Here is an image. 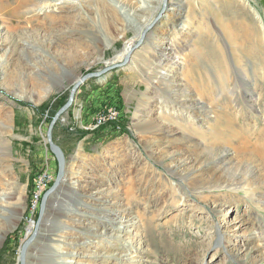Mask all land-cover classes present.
Here are the masks:
<instances>
[{
    "label": "rangeland",
    "instance_id": "1",
    "mask_svg": "<svg viewBox=\"0 0 264 264\" xmlns=\"http://www.w3.org/2000/svg\"><path fill=\"white\" fill-rule=\"evenodd\" d=\"M0 264H264V0H0Z\"/></svg>",
    "mask_w": 264,
    "mask_h": 264
},
{
    "label": "water",
    "instance_id": "2",
    "mask_svg": "<svg viewBox=\"0 0 264 264\" xmlns=\"http://www.w3.org/2000/svg\"><path fill=\"white\" fill-rule=\"evenodd\" d=\"M163 10H164V7H163L162 11ZM159 16H160V14H159ZM146 31H147V29L143 31V33L141 34L139 40L136 42V44H135L133 49L139 48L143 44V39L145 37ZM130 55H131L130 53L127 55V57L124 59L122 64L119 63V64H113V65H110V66H106V67H104V68H102V69H100L98 71L87 73V74L83 75L82 77H80L79 79H77L74 82V84L72 85V87H71V89L69 91L67 101L65 102V104L61 108H59L56 111V113L52 117V119H51V121H50V123L48 125L47 131H46V142H47V144L49 146L50 151L53 153V155H54V157L56 159L57 171H56V175H55V178L53 180V183L43 193V195L41 197L40 206H39L40 208H39V213H38L39 216L37 218L36 225L39 222L40 217L42 216V211H43L42 208H43V205L45 203V200L47 199V196L50 195L51 193L55 192L58 189L59 185L64 180V176H65V164H66L65 156H64L62 150L60 149V147L58 145H56L53 142V140H52V132H53V128L55 126V123L57 122V120H58V118L60 116H62L64 113H66L69 110V108H70V106L72 104L75 92H76L78 86L82 82H84L86 79H88L90 77H96V76L103 75L107 71L125 64L126 62H128ZM34 235H35V229H34V231H32L31 236L27 240H25L20 246V253L19 254H20V259H21L20 261L21 262L23 261L22 258H23L26 246L28 245L30 240L34 237Z\"/></svg>",
    "mask_w": 264,
    "mask_h": 264
},
{
    "label": "built area",
    "instance_id": "3",
    "mask_svg": "<svg viewBox=\"0 0 264 264\" xmlns=\"http://www.w3.org/2000/svg\"><path fill=\"white\" fill-rule=\"evenodd\" d=\"M79 110L78 112H76L77 115L79 114ZM119 118H120L119 109L111 105L109 107H104L103 109L99 110L97 114L95 115V117L93 118V123L91 125H87V126L81 125V127L87 130V129H94L96 127H99L105 124H114V125L116 124L117 125ZM62 120H64V118H62ZM74 123L69 124L70 129H73L74 126H76ZM115 128H120V127L117 125L115 126ZM52 180H53V177L47 171L37 174L36 177L34 178L33 187L30 192L28 214L26 216L28 224L29 222L34 221L33 215L39 209L41 197L43 193L47 190Z\"/></svg>",
    "mask_w": 264,
    "mask_h": 264
},
{
    "label": "bare ground",
    "instance_id": "4",
    "mask_svg": "<svg viewBox=\"0 0 264 264\" xmlns=\"http://www.w3.org/2000/svg\"><path fill=\"white\" fill-rule=\"evenodd\" d=\"M27 1H29V0H16V2L17 3H19V4H23V3H25V2H27ZM55 1V0H54ZM59 1H61V0H59ZM149 23V22H148ZM151 27V24L149 23V24H144L143 26H142V28L143 29H147V30H149V28ZM252 32V31H251ZM137 40H139V39H137ZM136 40V41H137ZM135 44H136V42H134L133 43V40H128L127 42H126V44H125V47H124V49L120 52V54L118 55H115L112 59H110V60H107V61H109V64L110 65H113V64H115V63H121V62H123L124 61V59L127 57V55L130 53H132V51H133V47L135 46ZM172 55H171V57H172V63L173 64H175V63H179L180 62V55L179 54H177V53H175V52H173V53H171ZM110 65H107V66H110ZM162 68V67H161ZM163 69V68H162ZM165 70V69H164ZM80 108V107H79ZM76 111V110H75ZM81 114V113H80ZM75 116V115H74ZM81 116V115H80ZM63 118V117H62ZM65 118V117H64ZM77 118V117H76ZM82 123V122H81ZM226 157H225V155L224 154H222L221 156H219L218 158H217V162H220V161H223L224 159H225Z\"/></svg>",
    "mask_w": 264,
    "mask_h": 264
},
{
    "label": "trees",
    "instance_id": "5",
    "mask_svg": "<svg viewBox=\"0 0 264 264\" xmlns=\"http://www.w3.org/2000/svg\"><path fill=\"white\" fill-rule=\"evenodd\" d=\"M61 105V104H60ZM62 106V105H61Z\"/></svg>",
    "mask_w": 264,
    "mask_h": 264
}]
</instances>
